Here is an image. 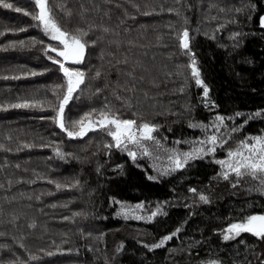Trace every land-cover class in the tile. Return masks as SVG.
<instances>
[{
  "label": "trees",
  "instance_id": "16d2710c",
  "mask_svg": "<svg viewBox=\"0 0 264 264\" xmlns=\"http://www.w3.org/2000/svg\"><path fill=\"white\" fill-rule=\"evenodd\" d=\"M7 2L29 12L35 10L30 0ZM58 3H66L74 13L80 11L81 3L89 9L92 5L89 0H50L57 21L66 30L103 24L119 32L118 37L91 33L88 39L103 35L105 42L88 48L82 64L68 62L65 66L85 71L89 77L65 106L64 119L70 131H78L79 125L72 127L73 122L102 108L106 99L120 108L113 98L114 89L121 96L133 97L134 107L123 108L122 118L142 116L159 125L156 136L165 142V149L192 151L213 129L206 133L189 125L210 124L218 114L232 117L243 113L226 123L228 128L244 126L231 133L223 147L217 145L214 153L190 160L167 175L154 169L155 155L167 157V153L151 145V155H137L133 161L121 149H105L104 145L113 141L99 129L70 138L52 119L56 95L62 98L67 79L48 58L61 57L50 50L46 54L45 49L49 44L61 47L59 42L46 36L31 16L0 6V32L5 33L0 35V144L11 149H0V184L4 185L0 188V232L5 233L0 245H7L0 248V264H207L213 259L223 264H262L264 239L244 233L236 240L224 241L221 230L229 222L264 214V194L254 190L255 182L233 188L232 182L218 177L221 165L216 161L225 159L241 139L264 134V28L259 24L264 0H134L139 11L121 0H114L121 4L119 8L96 0L99 12L90 10L83 21L74 16L72 23L55 7ZM169 8L180 9L181 15L167 11ZM238 8L244 11H235ZM105 11L110 19L104 16ZM169 25H175L177 32L188 27L193 37L191 51L209 89L207 107L203 87L196 85L187 67L190 58L181 54ZM21 28L27 30L18 31ZM112 39L124 41L118 58L139 60L147 69L137 70L135 93L120 91L131 86L126 75L131 65L107 62L112 59L107 53L116 51L107 44ZM20 41L24 46H19ZM127 41L136 46L130 47ZM10 42L18 46L5 49ZM101 51L106 55L103 61ZM96 70L103 73L99 80L91 79ZM140 75L145 77L143 82H139ZM57 85L63 87L54 95ZM97 88L103 91L95 94ZM25 101H39L42 106L11 107ZM258 111L260 117L249 119ZM98 118V113H93L84 122ZM56 149L72 155L61 160ZM76 181L78 187H56L57 183ZM192 188L208 195L210 202H201L189 191ZM121 203H142L148 212L160 205L165 214L151 222L125 219L117 215ZM74 213L84 215L74 217ZM33 224L35 227H30ZM177 228L181 231L163 247L152 251L145 247L159 243Z\"/></svg>",
  "mask_w": 264,
  "mask_h": 264
},
{
  "label": "snow or ice",
  "instance_id": "6c2138e0",
  "mask_svg": "<svg viewBox=\"0 0 264 264\" xmlns=\"http://www.w3.org/2000/svg\"><path fill=\"white\" fill-rule=\"evenodd\" d=\"M30 2L34 3L35 10L33 12H29L28 10L16 7L13 3L7 2V0H0V6L4 9H12L17 13H23L26 16H31V18L38 22L36 26H42V30L46 36H50L52 41H58L59 45H62V48L59 46H53L51 44L46 46L45 52L50 50L53 53L57 54V57H62L65 61L71 60L74 64H82L85 60L86 50L91 47L97 46L99 43H104L103 35L98 36L95 39H88L91 33L100 32L102 34H114L115 36H119V32H116L115 29H112L108 26L100 25H89L87 29L83 26H76L73 30H66L61 24L57 21L55 12L53 11V6L50 4V0H30ZM122 3L129 4L139 11V5L134 3V0H121ZM177 3H180V0H176ZM89 3L92 5V8L84 7V4H80V11L78 13H74L71 8H68L66 3H58L55 5L59 11H61L64 15V18L72 23L74 16L78 21H83L86 14L90 10H94L99 12L100 6L96 3V0H89ZM100 3L104 5L112 6L114 4V0H100ZM115 7H121L120 3H115ZM214 6V5H213ZM163 11V9H161ZM169 12L175 13L178 17L181 15V11L178 8H169L167 9ZM220 11H224V9H220ZM237 12L244 11L243 8L235 9ZM104 16L111 18L109 15V11H105ZM144 15H151V12H144ZM125 15L127 12L125 10ZM134 18V17H131ZM215 19V17H213ZM123 23V21H121ZM184 23L187 24V19L185 18ZM259 24L261 28H264V15L260 16ZM174 32V39L178 43V47L181 50L182 55H187L190 58V64L187 65L191 70V76L195 79V83L197 86L203 87V96L205 98V106L207 107V98L209 89L207 85H205L203 79L201 78L200 69L197 66V61L195 58V53L191 51V40L193 37L190 36V32L188 27H183L180 31L175 30V25H169ZM27 29H18V31H26ZM127 31V29H125ZM4 32H0V35H4ZM239 35V34H234ZM158 41H162L163 37H157ZM35 43V41H33ZM40 43H43L42 41ZM124 43L123 40L112 39L108 40L107 44L112 47L114 46L116 51L107 53V56L112 57V59L108 60L109 64H112L113 61L116 65H131V70L127 72V76L131 81L130 87L120 88V91L135 93L136 84L138 82L136 72L140 70L142 72H146L147 69L144 68V65L139 61H132L127 56L117 57V53L119 52L121 45ZM130 47H135L136 45L132 41H127ZM25 42L20 41L19 46H24ZM18 46L16 42H10L5 46V49L10 47ZM159 46L167 47V45L160 44ZM147 53H145L146 55ZM53 63L59 65L60 71L64 74V77L67 79L66 91L64 92L62 98L59 95H56L57 90L61 89L62 85H57L56 89L53 90L54 95H56V100L58 104H54L53 110L55 111V116L52 117L53 121L58 125V127L63 130L68 137H83L89 131H93L99 129L105 132L108 136L111 137L113 143L105 144V149H112L113 147L117 149H121L122 151L127 152V154L135 161L137 155L148 156L151 155L150 145L154 150H162L163 145L159 139L156 137V133H158L159 125L152 123L149 120H145L142 116L133 119H124L121 116V110L123 108H127L131 110L134 107L133 97L128 96L124 97L119 94L115 89L113 90V98L114 100L120 103V108H115L111 102L105 100V103L102 108L99 110L92 109V112L85 113L84 117H81L79 121H74L72 127H76L79 125L78 131H70L69 128L65 124L64 119V111L65 106L69 103V100L73 98V93L77 92L78 89H81L82 85L86 86V81L89 79L88 73L85 71H81L79 69H73L65 67L59 58H54L52 56L48 57ZM100 59L103 61L106 59V55L103 51L100 53ZM91 69H89V72ZM32 75H36L37 73H31ZM179 75V73H177ZM170 75V74H169ZM103 77V73L100 70H96L94 76L91 79L99 80ZM8 77H5L7 79ZM13 79H19L20 77H12ZM145 79L144 75L139 76V82H143ZM153 86L155 85L154 82ZM107 86V85H106ZM103 89L97 88L95 90V94H100ZM180 91H184L183 88ZM146 99H148V94L144 93ZM42 106V102H28L25 101L23 103H17L11 105V107L15 108H28V107H37ZM215 106L214 103L212 105ZM93 113H98V119L93 121L91 119L87 120L85 123V117L91 116ZM132 116H136L135 112H131ZM243 113L237 112L232 117H225L222 115H216L214 120L210 124H190V127H199L203 128L207 133L209 128L213 129L212 134L205 135L203 140L197 141L196 144L199 146L193 147V150L190 152H178L174 149H164L167 153V161L168 168H165L161 175L170 174V172H174L176 170L184 168L190 160L196 158H202L204 155L214 153L217 150V145L223 147L230 139V134L240 131L243 128V124L237 126H233L228 128V124L226 121L234 120L236 117L243 116ZM262 115L261 112H256L254 114L249 115V119H254L255 117H260ZM139 120V122H138ZM248 121L245 120L246 124ZM222 129H227V132L222 131ZM24 147H31V145H24ZM0 149H4V145L0 144ZM6 151H11V149H4ZM57 156L63 160L66 156H71V153H63L59 149H56ZM159 159V157H157ZM217 164L221 165V171L218 173V177L232 182L231 186L233 188L238 187L242 183L255 182L254 190L261 192L264 194V134L257 136L245 137L237 142V145L234 149H229L227 153V157L225 159L217 160ZM18 167V166H17ZM149 179H154V177H149ZM11 183V182H9ZM79 181L71 185H61L59 183L56 184L57 189H61L62 187H78ZM4 185L0 184V188H3ZM253 190V188H249V191ZM189 191L193 194L199 196V200L203 203H209L208 195L197 192V189L192 188ZM39 199V197H36ZM116 203H120L116 201ZM55 207V205H53ZM145 206L142 203H138L135 205H127L121 203L120 211L117 215L123 216L125 219L133 218L137 220H148L151 221L157 215L165 214L163 213L162 207L157 205L156 210L152 211L150 215L142 216L138 215L137 212L140 209H143ZM83 213H74L73 216H82ZM64 219H69L65 217ZM12 221H10L11 223ZM30 227H35V225H30ZM181 231L180 228H177L170 235L164 236L159 243H154L152 245H145L148 247L149 251H152L157 248L163 247L166 242L172 240L177 234ZM244 233H250L254 236L264 239V214H253L248 215L245 218H242L239 222H229L227 226L221 230L222 238L224 241L236 240ZM5 235V233L0 232V236ZM91 235L90 233L88 234ZM102 238V237H100ZM243 243V241H241ZM24 247L23 244L20 245ZM7 245H0V248H5ZM52 255V253H48ZM35 259V257H32ZM207 264H223L220 260H209ZM264 264V262H262Z\"/></svg>",
  "mask_w": 264,
  "mask_h": 264
},
{
  "label": "rangeland",
  "instance_id": "374dc122",
  "mask_svg": "<svg viewBox=\"0 0 264 264\" xmlns=\"http://www.w3.org/2000/svg\"><path fill=\"white\" fill-rule=\"evenodd\" d=\"M61 48H62V45H60ZM61 60H62V63L64 64V66H66V64L68 62H72L71 60H68V61H65L62 57H61ZM156 135V134H155ZM157 139H159L163 145V149L160 150V151H164L165 149V142L162 140V138H159L158 136H156ZM194 146V145H193ZM125 152V151H124ZM138 156H141V157H144V155H139ZM157 157H159V159H157ZM156 160V162H155ZM155 160H154V163H155V166H154V169L156 172L158 173H161L165 168H168V161H167V157L165 156H159V155H155ZM171 173V172H170ZM158 176V175H156ZM132 205H135V204H132ZM120 211V207H119V210L118 212ZM151 212H148V209L146 207H144L143 209H140L138 210L137 214L138 215H142V216H147V215H150ZM123 217V216H122ZM124 218V217H123ZM156 217H154L151 221H153ZM129 219H133V218H129ZM133 220H137V219H133ZM139 221H144V222H151V221H148L146 219L144 220H139Z\"/></svg>",
  "mask_w": 264,
  "mask_h": 264
}]
</instances>
